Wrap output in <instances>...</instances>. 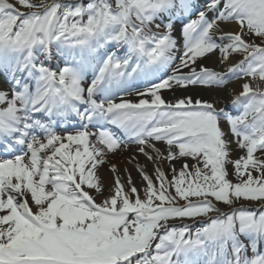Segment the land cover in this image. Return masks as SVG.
Masks as SVG:
<instances>
[{
  "label": "snow or ice",
  "instance_id": "6c2138e0",
  "mask_svg": "<svg viewBox=\"0 0 264 264\" xmlns=\"http://www.w3.org/2000/svg\"><path fill=\"white\" fill-rule=\"evenodd\" d=\"M0 264H264V0H0Z\"/></svg>",
  "mask_w": 264,
  "mask_h": 264
},
{
  "label": "bare ground",
  "instance_id": "6f19581e",
  "mask_svg": "<svg viewBox=\"0 0 264 264\" xmlns=\"http://www.w3.org/2000/svg\"><path fill=\"white\" fill-rule=\"evenodd\" d=\"M217 59H218L217 57H214L212 60H207L206 66L212 67V68L216 67ZM230 88H235L237 91H239L240 90L239 82L233 83L232 85H230ZM163 95L165 99H168V100H172L174 98L173 94L167 91H164ZM176 95H180V92H177ZM188 95H192L194 99H202V100L211 101V100L216 99L219 94L215 90H211V89H195L192 92H189ZM126 99L136 102L138 101L139 97L132 95V96L126 97ZM222 104L223 103L220 104V107L222 106ZM132 154L133 153L129 151L127 154L120 155L117 157L115 156L114 158H111V159H114L112 161L115 162V165H119L118 172L122 179L126 181L127 173L124 171V169L127 168L128 171L131 172L134 182L137 184V186H140L141 181H140L139 175L135 171L133 164H129L127 162V160ZM137 158L141 164L144 163L143 157L138 156ZM147 170L149 172L151 170V167H149ZM100 174L103 177L106 185H110L112 183L113 174L109 171L108 165H105L101 168ZM149 174H151V172H149Z\"/></svg>",
  "mask_w": 264,
  "mask_h": 264
},
{
  "label": "rangeland",
  "instance_id": "374dc122",
  "mask_svg": "<svg viewBox=\"0 0 264 264\" xmlns=\"http://www.w3.org/2000/svg\"><path fill=\"white\" fill-rule=\"evenodd\" d=\"M116 167H117V169L119 168V165H116ZM230 179H233V177L232 176H230L229 177ZM107 193V191L105 192V194ZM195 227H197V226H195Z\"/></svg>",
  "mask_w": 264,
  "mask_h": 264
}]
</instances>
